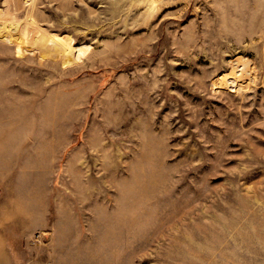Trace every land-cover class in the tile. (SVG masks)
<instances>
[{"label":"rangeland","instance_id":"374dc122","mask_svg":"<svg viewBox=\"0 0 264 264\" xmlns=\"http://www.w3.org/2000/svg\"><path fill=\"white\" fill-rule=\"evenodd\" d=\"M0 264H264V0H0Z\"/></svg>","mask_w":264,"mask_h":264}]
</instances>
